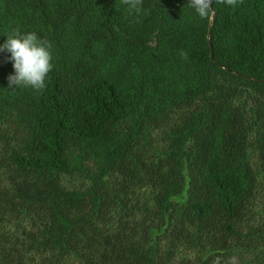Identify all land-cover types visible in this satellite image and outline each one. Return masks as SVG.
Masks as SVG:
<instances>
[{"label":"trees","instance_id":"obj_1","mask_svg":"<svg viewBox=\"0 0 264 264\" xmlns=\"http://www.w3.org/2000/svg\"><path fill=\"white\" fill-rule=\"evenodd\" d=\"M189 2L0 0V264H264V0Z\"/></svg>","mask_w":264,"mask_h":264},{"label":"clouds","instance_id":"obj_2","mask_svg":"<svg viewBox=\"0 0 264 264\" xmlns=\"http://www.w3.org/2000/svg\"><path fill=\"white\" fill-rule=\"evenodd\" d=\"M227 6H234L237 0H221ZM129 10L139 14L141 0H124ZM214 0H190L189 4L201 19L210 15ZM6 39L0 43V53H8L14 74L7 77L8 89L31 88L41 91L46 86L49 73L53 70L51 44L38 37L35 32H21L12 28L3 34Z\"/></svg>","mask_w":264,"mask_h":264},{"label":"water","instance_id":"obj_3","mask_svg":"<svg viewBox=\"0 0 264 264\" xmlns=\"http://www.w3.org/2000/svg\"><path fill=\"white\" fill-rule=\"evenodd\" d=\"M211 52H212V50H211ZM211 56L213 57V52L211 53Z\"/></svg>","mask_w":264,"mask_h":264}]
</instances>
